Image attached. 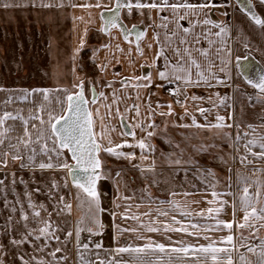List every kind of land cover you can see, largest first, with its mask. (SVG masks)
I'll return each instance as SVG.
<instances>
[{
	"label": "snow or ice",
	"instance_id": "obj_1",
	"mask_svg": "<svg viewBox=\"0 0 264 264\" xmlns=\"http://www.w3.org/2000/svg\"><path fill=\"white\" fill-rule=\"evenodd\" d=\"M259 2L264 5V0ZM69 3L74 9L88 10L87 21L83 16L75 17L84 21L86 25L95 23L92 10H100L101 25L97 31L109 37L110 42L101 45L98 49H92L91 59L101 73L107 72L113 63L115 65L123 63L118 54L125 56L129 67H134L136 61L130 59L133 46L137 59L144 60L140 68L149 70L140 75L133 73L129 76H121L120 72H115V76L120 79L108 81L103 85L104 88L112 89L107 94L103 90L97 91L98 81H90L89 95H86L85 81L79 77H77L78 82H73L71 88L0 87V92L6 93L5 98L0 101V171L6 169L11 161L18 162L21 170L33 173V181L37 171L65 173L61 177L62 184L54 177L51 178L49 198L55 200L52 195L53 190L59 192L61 188L69 189L70 179L71 187L76 189L74 199L80 212L74 228H62L52 220V216L53 214L71 215L72 203L68 202L64 195H60L52 206L53 210L48 212V217L42 218L41 211H47L46 206L37 205L32 200V192L25 191L27 207L33 210L31 218L37 227H29L30 216L18 199L25 231L19 239L13 238L10 243L19 247L43 240V244L34 245L37 253L45 252L51 246L50 241H55L58 246L46 253L52 258L50 261L37 255L25 259V254H22L19 256L21 264H65L69 260L67 249L73 238L76 264H264V237L259 235L260 230L264 229V180L258 175L264 174V167L257 164L258 161L264 162V69L260 70V74H255L252 64L243 62L251 56L249 45L240 36L232 37V27L228 21L216 22L210 16L214 8H232L235 12V6L242 5L239 10H247L248 18L255 25L264 28V19L252 11L251 0H227L226 3H217L216 0H95L93 3L91 0H84L79 4L69 0ZM13 6L9 0H0V7L4 9ZM32 6L51 8L53 4L43 3L41 0L37 5L34 0ZM57 6L64 7L63 3ZM134 11L141 19L139 23L128 27L125 21L131 20ZM145 11H147L146 24ZM153 12L156 13L155 17L152 16ZM220 15L228 17L231 13L221 12ZM141 25H144L142 29ZM113 30L119 32L129 45L127 52L120 43H111L118 39L113 35ZM149 30L152 32V37L145 44ZM87 34L88 28L85 27L76 49L77 54L85 48ZM130 36H134V39H130ZM154 46L155 55L151 62H148L145 57V47L151 51ZM100 51L110 53L111 59H106L105 63H96ZM233 67L237 70L235 76ZM152 69H155V78ZM237 79L243 80L256 90L254 95L247 97L249 101L254 100L261 106V112L254 123L244 119L243 107L240 118L237 119L231 103L232 95L221 96L219 92L213 93L207 97L208 103L211 104L209 108L201 107L197 103L204 101V96L195 93L189 95L191 88H215L218 85L234 88V81ZM117 82L120 84L119 89L113 87ZM153 87L167 89L171 96L177 97L175 103L183 109V115L178 117L179 121H184L186 117L191 121V123L173 121L171 127L194 128L200 132L212 133L210 142L205 143L200 139L199 143H193V140L199 139L197 135L183 132L179 133L180 140L173 139L168 134L167 117H176L177 114L172 103L164 104L157 101L153 106L151 96L155 95L154 92L148 95L145 103L146 112L142 114L141 103L144 101H142L141 89L148 90ZM129 88L132 89V93L127 91ZM234 90L238 95H244L239 91L238 85H235ZM109 97H111L110 101ZM126 100H132L133 103L124 104ZM189 101L196 104V113L203 118V123L197 120L196 114L189 112ZM18 103L31 106L27 115L24 114V108L8 110L10 105ZM98 104L99 107H95L93 111V107ZM101 108L105 109L103 114ZM163 108H167V111L160 110ZM219 108L229 110L227 117L216 111L214 121L209 120V116ZM129 114H133L131 122L121 125L119 133L123 138L121 143H114L111 133L115 132L116 128L106 124L105 120L110 121L115 115L120 121L127 122ZM157 116L165 118L163 127L157 123ZM97 121H99V130H97ZM125 127L131 130H124ZM18 128L22 129V134L13 136ZM226 129H234V134ZM137 130L143 133L139 139L136 138ZM129 136L132 137V142L127 139ZM154 138H162L169 150L167 152L158 150L152 143ZM217 139L226 143L231 149L228 156L233 164L238 162L245 168L250 167L252 173L245 175L239 170L234 172L231 166L228 167V183L223 192L215 190L220 182L214 170L201 167L196 159L197 155L210 154L212 150L219 151L221 146L215 142ZM241 147L244 149L243 154L240 153ZM124 148L139 149V157L135 151L125 152ZM101 153L116 160H127L131 168L139 172V179L144 182V187L132 191L131 195L122 193L121 185L125 192H128L130 183H134L135 180H125L123 168L117 169L113 175L112 169L101 159ZM157 158L162 165L159 171H157ZM137 160V163H132ZM215 160L228 164V160L222 155H216ZM165 167L169 170L167 177L164 173ZM181 173L186 183L189 182L187 177L191 173L195 179L212 189L213 199L205 201L210 207L195 212V217L214 220V224H201L195 220L191 205L199 204L200 201H187L182 204L173 199L176 196L187 198L193 195V192L170 190L169 199L159 201L152 197L150 192L152 187L167 186ZM11 175L13 185L20 183L27 189L28 182L23 177L17 181L16 173L13 172ZM233 175H235L234 182ZM5 179L7 176L0 179V191H3ZM102 180L112 181L114 187L108 208L102 204V200L109 197V193L100 190ZM191 186L195 188L194 184ZM34 191L38 193L41 189L36 187ZM137 192L140 193L139 196ZM133 200L140 202L133 204ZM145 201L149 204H168L169 208L163 209L158 206L155 209L157 218L145 224L142 217L151 216L152 209L149 208V211L144 213L132 211L134 207L138 210ZM5 203L7 205V201ZM229 206L232 208V220L219 219L221 213ZM120 208L124 210L118 212ZM11 211L16 212L17 208L13 205ZM241 212L242 217L237 219V214ZM170 213H178L184 219H177L176 215H172L171 221L166 219L162 227L154 226L159 222V217L167 218ZM105 214L111 220V239L115 247H106L103 240L109 230V226L102 219ZM117 216L121 221H134L136 227H125L116 223ZM234 225L237 230L235 232ZM141 229L147 233H181L192 237L195 242L173 240L171 236L166 235L168 242L164 243L143 235ZM218 231H227L228 234L219 238L209 235ZM60 232L64 233L63 240L58 234ZM125 233L133 236L135 241H143V243L121 244L120 240ZM96 237L101 239L97 240ZM200 239L207 243H199ZM4 248L5 245L0 243V250ZM57 253L62 255L57 256ZM125 256L129 259L125 260ZM0 264L5 262L0 260Z\"/></svg>",
	"mask_w": 264,
	"mask_h": 264
},
{
	"label": "crops",
	"instance_id": "obj_2",
	"mask_svg": "<svg viewBox=\"0 0 264 264\" xmlns=\"http://www.w3.org/2000/svg\"><path fill=\"white\" fill-rule=\"evenodd\" d=\"M14 6L11 8L4 9L0 7V87L6 89H34V88H48L54 89L58 86H65L71 88L73 82H78L77 77L83 79L85 81L86 87H90V81L95 82L98 81L96 87L101 88V90L105 91L106 94L110 93L112 89L104 88L103 85L108 81H119L120 77L115 76V72H120L121 76H129L133 73L135 75H140L142 72H147L149 69L147 68H140V64L144 63L143 59H137L135 47L133 46V54L130 59L135 60V66L129 67L128 60L125 58L124 55H120L119 59L123 62L120 65L110 66L105 73H101L100 70L96 67V64L92 62V49L100 48L101 45L107 44L110 42V38L105 36L102 33H99L97 29L101 25V20L99 18V11L97 9H93V19L95 23L85 24L84 21L75 19V17L83 16L85 21L88 20V10L80 9V8H72L70 6L69 0H42L43 3H51L53 7L51 8H44L35 6L33 7L32 4L34 0H9ZM41 0H35V3L39 5ZM74 3H83L84 0H72ZM91 2H95V0H91ZM217 3L220 2H227V0H216ZM63 3L64 7H58L57 5ZM236 11L233 12L232 8H214L211 10L210 16L213 21L220 22V21H228L232 27L231 35L233 38L236 36H240L244 42L249 45V49L251 51V56L248 60L243 61L244 63L248 64L251 63L255 69V74H260V70L264 69V28L257 26L248 18V12L240 11L239 9L243 7L242 5H236ZM251 8L257 15H259L262 19H264V5L260 4L259 0H251ZM14 11V15L10 14V11ZM30 10V11H29ZM221 12H229L231 13L230 16L225 17L220 15ZM42 13V14H41ZM165 15L167 13H164ZM105 15H109V13H105ZM156 13L153 12L152 16L155 17ZM141 17L134 11L133 16L130 21L126 20L125 23L128 27H131L134 23H139ZM145 24L147 23V11H145ZM85 27L88 28V34L86 37V44L85 48L82 49L78 54L76 53V49L79 46V41L84 33ZM144 25H141V29ZM215 31V29L213 30ZM113 35L117 36L118 39L111 41L112 44L120 43L121 46L127 52L129 45L123 40V37L120 35L119 32L113 30ZM152 32L149 30L147 38L145 40V44L151 40ZM130 39H134V36H130ZM28 42L26 46H24L23 42ZM14 43L16 46L15 50L11 46ZM207 46V45H204ZM235 46V45H234ZM155 46L151 51H149L145 47V57L147 58L148 62H151L152 58L155 55ZM75 57V59H74ZM106 59H111L110 53L107 51H100L97 56L96 63H105ZM159 63V62H158ZM75 68V72L73 69ZM153 77L155 78V69H152ZM236 69L233 67V75L236 74ZM221 76L223 74H220ZM160 83V81H156ZM235 85L239 86V91L243 92L244 95H238L237 92L234 90ZM115 89L120 88V84L117 82L113 85ZM234 88H226L223 86H217L215 88H191L189 89V95L195 93L200 96H204L205 100L197 102L201 107L209 108L211 104L208 103L207 97L211 96L215 92H219L221 96L223 95H232L233 100L231 101L233 105V109L235 111V115L237 119L240 118L241 115V108L243 107L244 110V119L250 123H254L256 121L257 116L261 112V106L255 101H249L247 99L248 95H254L255 89H252L251 86L247 85L243 80L237 79L234 81ZM129 93H132V89H127ZM155 93V95L151 96V102L153 106H155L156 102L159 101L161 103L167 104L172 103L173 108L177 114L176 117H167L169 128L168 134L174 138L175 140H180L179 133L183 132L187 133H195L197 135V129H182V128H173L171 124L173 121L176 123H191L189 118H185L184 121H179L178 117L183 115V109L180 107L179 104L175 103L177 97L170 98L168 95L163 93V89H157L153 87L152 89H141V113L144 114L146 112L145 103L147 101V97L150 93ZM134 95V94H133ZM6 96V93L0 92V101H2ZM183 99V97H180ZM215 99V97H214ZM111 97H109V101ZM133 103L132 100H126L124 104H131ZM31 106L28 104H12L8 107L9 111H12L16 108H24V114L27 115L28 109ZM95 107H99V104L93 107V111H95ZM124 105H121V111L123 112ZM161 111H167V108L160 109ZM190 113L196 114L197 120L200 123H203V118L200 117L198 113H196V104L189 101V108ZM216 111L219 112L220 115L227 117L228 111L225 108H219L213 112L211 116H209V120L214 121ZM105 109L101 108V113L103 114ZM133 114H129V121L122 122L119 118H116L113 115V118L109 120H105L106 124L110 126H114L116 128L115 132L111 133V137L114 143H121L122 137L119 135L121 131L122 123L127 124L131 122V116ZM165 118L156 117V121L158 124H161L163 127V120ZM9 123H12L9 121ZM97 130H99V121H97ZM124 130H131L127 127ZM215 131V130H213ZM226 131H232L234 134V129H226ZM17 134H22V129L18 128L17 133H13V136ZM203 140L205 143L210 142L212 133L209 132H202ZM143 133H140L137 130L136 138L139 139ZM129 142H132V137H127ZM15 142V140H13ZM218 145H220L223 149L222 152H227L228 164L223 163V167H233L234 172L235 170H239V172L245 175H251V168H245L240 165L238 162L233 164L231 159L228 156L230 150H227L229 147L226 143H222L221 140L217 139L215 141ZM106 143V142H105ZM153 144L163 145L165 152L169 149L164 144L162 138H154L152 140ZM257 149H254V151ZM123 151L131 152L135 151L137 157H139L140 150L139 149H130L124 148ZM217 151V150H214ZM240 153H244L243 147L240 148ZM235 155V153H233ZM203 157V155H201ZM201 158V157H200ZM212 158H215L214 154ZM251 158V157H250ZM101 159L106 162V164L112 169V171H116L120 168H126L127 170L132 169L129 162L127 160H116L113 157L108 156L105 153H101ZM199 158H197L198 160ZM213 164H209V168L213 169L214 166L219 165V160H215ZM137 161H132V163H137ZM8 164H12L14 167L19 168L18 162L13 163L9 161ZM260 167H264V162H257ZM157 171L160 170L161 161L157 159ZM201 167H206L204 164ZM133 174L139 177V172L132 169ZM165 177L168 176L169 170L165 167L164 168ZM114 175V173H113ZM229 175V173H228ZM260 179L264 180V174H258ZM218 179V177H216ZM256 177H253L255 179ZM125 179V175H124ZM134 177L131 176L130 180H133ZM126 180V179H125ZM187 180L189 182H185L184 175L181 173L179 176H176L172 182H170L167 186L161 185L159 187H152L150 189L152 197L159 201V200H167L169 199V191H176V192H193L194 194L184 198L183 196H176L173 199L181 202L182 204L186 203L187 201H197L199 199H210L212 200L211 191L204 188L200 184V180H197L189 173ZM219 180V179H218ZM235 180V175H233V181ZM137 183H140L144 187V182L137 178L135 180ZM136 182L133 183V186H136ZM228 183V180L223 181L221 183ZM103 184H107L108 186L111 185L112 190V181L110 180H102L100 182V190L103 191ZM195 185L193 188L191 185ZM220 185V183L216 186ZM227 185V184H226ZM226 185L220 192L226 190ZM124 188V187H123ZM137 190V189H136ZM134 190V191H136ZM254 190V189H253ZM120 191L124 193V189L120 187ZM110 192V189L108 190ZM218 192V191H217ZM140 193L137 192V196ZM110 197H105L102 200V204L105 208L110 206ZM223 199L231 200V197H222ZM139 200H133L132 203L136 204L139 203ZM161 207L163 209L169 208L168 204L159 205L158 203H151L149 204L145 201L142 206L137 210L135 207L132 209L133 212L139 211L140 213H144L149 211V208L152 209L151 216H144L142 217L145 224H148L150 221L157 218V213L155 209L157 207ZM200 204H193L191 206V210L193 211V215L196 221H198L197 217H195V212L201 210L199 208ZM214 205L212 207H216ZM118 212H122V210H117ZM176 215L177 219L183 220L184 218L181 217L178 213H170L169 217H159V222L154 225L156 227H162L163 222L167 219L169 222L171 221V216ZM243 213L237 214V219L242 217ZM232 208L231 206L227 207L223 213L219 216V219L223 220H232ZM103 222L109 226V230L106 232L105 236L103 237L105 246L115 247L116 245L113 243L111 236V220L110 217L105 214L102 216ZM119 216L116 218V223H118ZM201 223V221H198ZM119 224V223H118ZM132 227H136V223L133 221ZM214 224V223H212ZM175 227H179L180 225H171ZM233 231H236L235 225ZM141 232L145 236H151L153 239L167 243L165 236H171L173 240L183 239L188 242L194 243L192 237H188L181 233H147L141 229ZM221 232L218 231L212 234L213 238H219ZM219 233V234H215ZM210 234V233H209ZM260 236L264 237V229L260 230ZM125 242H135L137 244L143 243V241H135L133 236L130 237H122L120 243L123 244ZM201 243V239L199 240ZM202 244V243H201ZM104 255V253H102ZM119 259V257H117ZM125 260L129 259L128 256L124 257Z\"/></svg>",
	"mask_w": 264,
	"mask_h": 264
},
{
	"label": "rangeland",
	"instance_id": "obj_3",
	"mask_svg": "<svg viewBox=\"0 0 264 264\" xmlns=\"http://www.w3.org/2000/svg\"><path fill=\"white\" fill-rule=\"evenodd\" d=\"M15 10L10 11L11 15H14ZM30 11V10H29ZM0 14H3L0 13ZM42 14V13H41ZM24 46H26V44H28V42H23ZM13 46H11L12 48H14L15 50H17L15 48V44L12 43ZM17 47V46H16ZM87 85V83H86ZM85 85V93L86 95H89L88 89L89 87H86ZM102 88V87H101ZM101 88H98L97 91H100ZM202 132L198 131L197 133V137L199 139L193 140V143H199V140L202 139L203 140V135L201 134ZM174 139V138H173ZM181 139V138H179ZM156 147L158 150H164L163 145H158L156 144ZM222 147L219 151H214L212 150L210 154H203V157L201 155H197L196 159H198V161L200 162V165L204 164L206 167H209V164H213L215 161H213L212 159V155L214 154V156L216 155H222L224 156V158L226 159L227 157V152H222ZM230 150L231 149H227ZM201 157V158H200ZM158 160H160L159 158H157ZM124 172H125V179L126 180H130L131 176L134 177V180H137V177L133 174L132 169L127 170L126 168H123ZM213 170L216 174V177H218L220 185L217 187V189H215L216 191L220 192L223 187L227 184V182L225 183H221L223 181H227L228 180V168L227 167H223V163L219 161V165L218 166H214ZM13 172L16 173V179L17 181L19 180V178L23 177V179L28 182L27 184V189L25 188V185L20 184V183H16L15 185L12 184V180H13V176L11 175ZM115 173V171L113 172ZM65 173H56L53 171H47V172H39L37 171L35 173V179L33 181L32 177H33V173L27 171V170H21L18 167H14L12 164H8V167L6 169H4L3 171H0V179H3L5 176H7V179H5V186L3 188V191H0V243L5 245V248L0 250V260H3L5 262V264H21V261L19 260V256L22 254L24 255L25 259H30L31 255H37V256H43L46 260H51L52 258L50 256H48L46 253L52 251L55 247H57V243L55 241H50V247L48 249L45 250V252L43 253H37L34 250V245L36 244H43L44 241H33L32 245L29 244H23L19 247H15L13 246L10 241L13 238L19 239L21 237V235L24 233V228H23V221L21 220V212H20V207L21 205L17 203V200L19 199L22 203H23V207L24 210L29 214L30 219L28 221L29 227H37V225L35 223H33L32 218H31V213H32V209H29L27 207V198L24 196V192L25 191H29L32 192V200L33 202H35L37 205L40 204H44L47 208V211H41V217L42 218H47L48 217V212H51L53 210L52 206L55 203V200L59 199L60 195H64L66 200L68 202H71L73 205V209H72V213L71 215H67V214H62L60 216H56L55 214H53L52 216V220L57 223L60 224V226L62 228H74L75 222L78 219L80 212L76 207V200L74 199L75 197V193H76V189L71 187V180L69 179V189H63L61 188L59 192H55L53 190L52 195H54L55 200L50 199L49 198V190L51 188L50 185V180L51 178H55L58 181H60V183H63V180H61V177L64 176ZM193 176V175H192ZM235 181V180H234ZM233 181V182H234ZM136 182V181H135ZM200 184L208 189L209 191H211L212 189L209 188L205 183H202L200 181ZM141 184L136 182V186H133V183H130V190L128 192H124V194L126 195H131L132 191L136 190V189H140L141 188ZM36 187H39L41 189L40 192H35L34 189ZM112 187H113V183H112ZM122 189L123 185H121ZM110 189V192H108V190ZM103 191L109 193V196H111L112 194H114V187L111 190V185L108 186L107 184H103ZM125 191V190H124ZM213 199V198H212ZM210 200V199H199L197 201H200V206L199 208L206 210L208 207H210V205L208 203H206L205 201ZM5 201H7V205L5 203ZM117 203H120V201H117ZM15 206L17 208L16 212H12L11 211V206ZM192 206V205H191ZM214 206V205H211ZM39 210V209H37ZM118 210H124L123 208H120ZM9 217H11V222H9ZM198 221H201V224H209L211 225L212 223H214V220H205V219H201L199 217H197ZM17 221H19V223H17ZM119 224H122L125 227H132L133 221L129 220V221H121L120 218L117 220ZM237 231V230H236ZM214 233V232H213ZM213 233H210L209 235L212 236ZM61 236V239H64V233L60 232L58 233ZM215 234H219V233H215ZM227 231H223L221 232L220 236H225L227 235ZM245 235H247V232H245ZM260 235V233H259ZM131 235H129L128 233H125L124 237H130ZM31 239V238H30ZM95 239L99 240L101 239V237H96ZM201 243L205 244L207 243V241L201 239ZM68 254H69V260L65 262V264H76V250H75V242H74V238L72 243L69 244L68 246ZM27 253V254H26ZM62 255V253H57V256Z\"/></svg>",
	"mask_w": 264,
	"mask_h": 264
},
{
	"label": "built area",
	"instance_id": "obj_4",
	"mask_svg": "<svg viewBox=\"0 0 264 264\" xmlns=\"http://www.w3.org/2000/svg\"><path fill=\"white\" fill-rule=\"evenodd\" d=\"M169 87H171V85ZM163 93L166 94V95H168L170 98H174V96H171L169 94V91L167 89H163Z\"/></svg>",
	"mask_w": 264,
	"mask_h": 264
}]
</instances>
